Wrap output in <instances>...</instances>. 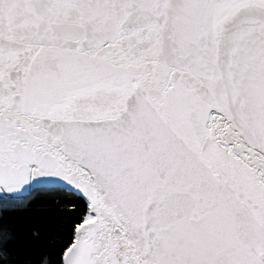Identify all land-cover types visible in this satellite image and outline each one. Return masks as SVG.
I'll list each match as a JSON object with an SVG mask.
<instances>
[{"label": "snow or ice", "instance_id": "6c2138e0", "mask_svg": "<svg viewBox=\"0 0 264 264\" xmlns=\"http://www.w3.org/2000/svg\"><path fill=\"white\" fill-rule=\"evenodd\" d=\"M0 237L264 264V0H0Z\"/></svg>", "mask_w": 264, "mask_h": 264}, {"label": "trees", "instance_id": "16d2710c", "mask_svg": "<svg viewBox=\"0 0 264 264\" xmlns=\"http://www.w3.org/2000/svg\"><path fill=\"white\" fill-rule=\"evenodd\" d=\"M3 243V237H0V244ZM13 253L9 251V256H12ZM0 264H4V258L2 255H0ZM27 264H39V253H36L32 259L27 261Z\"/></svg>", "mask_w": 264, "mask_h": 264}]
</instances>
